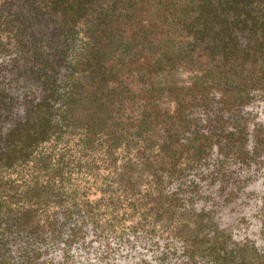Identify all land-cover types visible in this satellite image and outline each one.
<instances>
[{"label": "trees", "instance_id": "1", "mask_svg": "<svg viewBox=\"0 0 264 264\" xmlns=\"http://www.w3.org/2000/svg\"><path fill=\"white\" fill-rule=\"evenodd\" d=\"M261 111L264 0H0V264H264Z\"/></svg>", "mask_w": 264, "mask_h": 264}, {"label": "rangeland", "instance_id": "2", "mask_svg": "<svg viewBox=\"0 0 264 264\" xmlns=\"http://www.w3.org/2000/svg\"><path fill=\"white\" fill-rule=\"evenodd\" d=\"M261 110V107L259 108ZM260 119L264 121V112L261 111ZM244 216L246 217V222H242L241 232H237L238 238L249 237L253 239L256 245L264 246V238L259 232V220L253 215V206L245 208L243 211ZM235 213L222 214L220 216L221 223H230L233 220ZM246 226V227H244Z\"/></svg>", "mask_w": 264, "mask_h": 264}]
</instances>
